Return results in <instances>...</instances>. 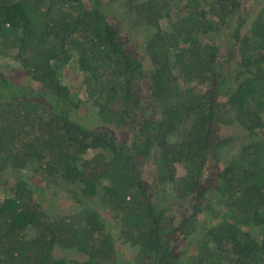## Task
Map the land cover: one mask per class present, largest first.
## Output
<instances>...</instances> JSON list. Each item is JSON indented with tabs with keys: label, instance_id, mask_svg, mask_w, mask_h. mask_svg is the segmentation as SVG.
<instances>
[{
	"label": "trees",
	"instance_id": "1",
	"mask_svg": "<svg viewBox=\"0 0 264 264\" xmlns=\"http://www.w3.org/2000/svg\"><path fill=\"white\" fill-rule=\"evenodd\" d=\"M4 57L0 264H264V0H0Z\"/></svg>",
	"mask_w": 264,
	"mask_h": 264
},
{
	"label": "rangeland",
	"instance_id": "2",
	"mask_svg": "<svg viewBox=\"0 0 264 264\" xmlns=\"http://www.w3.org/2000/svg\"><path fill=\"white\" fill-rule=\"evenodd\" d=\"M252 2H253V0H245V3L247 4V5H252ZM118 14H120V12H118ZM119 17H121L120 15H118L117 17H116V19H120ZM131 52H134L133 51V48H130L129 49ZM0 61L4 64V66H5V69H6V67H8V66H18L16 63H11V61H10V59L8 58V57H4V58H0ZM135 92H137V95L140 97V98H142V99H144V103L143 104H145L144 106L145 107H149V108H152V106L150 105V103L148 102V101H146L145 100V97H147V91H146V82H145V80H141L140 82H139V84H138V86L135 88ZM264 120V119H263ZM217 129V133H216V135L217 136H221L223 133L224 134H226V129L225 128H223V127H217L216 128ZM261 130V132H263L264 131V128H262V129H259V131ZM225 131V132H224ZM257 131V130H256ZM172 140H175V138H173L172 137ZM3 186H0V192H2V188ZM48 190H50L49 192H46L47 194H46V196H48V197H50V196H52V198L54 197V199H55V201H58V203H59V205H57V207H56V209H58V211H65L66 212V210L68 209V208H66V206L65 205H63L62 203H64L65 201L63 200V199H61V196L63 197V193L62 192H60V190H59V188H55L54 190L53 189H48ZM39 198L41 199V203L43 204V206H45V205H47V202H48V198L47 197H45V194H44V192L42 191V193H41V195H39ZM63 198H65V197H63ZM51 206V205H50ZM137 252H136V250L135 249H132V248H124V250H123V256H122V262L124 263V264H126L127 263V256H129V257H133L135 254H136ZM67 257H70V254H67ZM124 261H126V262H124Z\"/></svg>",
	"mask_w": 264,
	"mask_h": 264
}]
</instances>
